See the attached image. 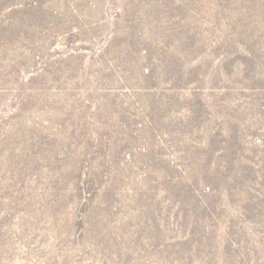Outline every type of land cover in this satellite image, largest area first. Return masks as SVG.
I'll return each mask as SVG.
<instances>
[{
  "label": "rangeland",
  "instance_id": "obj_1",
  "mask_svg": "<svg viewBox=\"0 0 264 264\" xmlns=\"http://www.w3.org/2000/svg\"><path fill=\"white\" fill-rule=\"evenodd\" d=\"M0 264H264V0H0Z\"/></svg>",
  "mask_w": 264,
  "mask_h": 264
}]
</instances>
